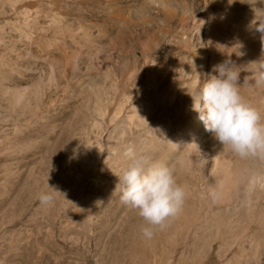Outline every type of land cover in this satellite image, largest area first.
I'll return each mask as SVG.
<instances>
[{"label": "rangeland", "instance_id": "obj_1", "mask_svg": "<svg viewBox=\"0 0 264 264\" xmlns=\"http://www.w3.org/2000/svg\"><path fill=\"white\" fill-rule=\"evenodd\" d=\"M47 12L37 19L44 29L30 46L18 34L0 33V264H142L131 242L144 245L147 225L112 194L129 149L173 167L186 199L192 193L207 199L200 211L207 224L187 240L180 231L193 210L186 199L163 230L154 228L157 259L150 264H206L205 241L207 264H264L263 188L249 195L251 208L238 192L244 176L264 173V162L232 157L224 173L216 172L195 112L197 138L177 146L152 143L132 109L148 100L117 96L113 72L101 100L55 91L64 84L51 78V4ZM192 177L196 190L187 185ZM41 193L53 194V201L41 205Z\"/></svg>", "mask_w": 264, "mask_h": 264}, {"label": "bare ground", "instance_id": "obj_2", "mask_svg": "<svg viewBox=\"0 0 264 264\" xmlns=\"http://www.w3.org/2000/svg\"><path fill=\"white\" fill-rule=\"evenodd\" d=\"M45 1L0 0V33L14 37L18 34L30 46L44 29L37 19L48 14L51 4V78L58 85L64 84L55 91L67 95L88 93L101 100L108 93L109 88L104 87L110 81L108 73L113 72L117 96L125 97L126 102L148 100L132 109L139 110L137 117L149 127L154 144L177 146L197 138V116L191 110V98L185 94L189 84L199 79L197 73L203 82L212 67L227 58L245 65L261 56V34L251 27L254 14L246 4L249 0ZM17 44H11V49ZM184 71L191 73V78ZM101 74L105 75L104 80L96 86L92 82ZM245 75L241 73V95L264 113V90L243 84ZM71 83L77 89H72ZM155 128L158 132H154ZM206 136L216 172H223L232 157L240 160L231 151H222V145L211 133ZM195 181L192 177L187 182L193 190L197 189ZM239 185L240 203L246 202L251 208L253 202L245 193V176ZM199 195L192 193L186 199L193 210L188 211L191 218L180 229L185 240L190 234L199 233L203 220L207 224V216L200 213L203 207L207 208V199ZM150 242L145 239L141 247L138 242H131L138 249L142 264L157 259V248ZM204 245L203 259L207 264L206 241Z\"/></svg>", "mask_w": 264, "mask_h": 264}, {"label": "clouds", "instance_id": "obj_3", "mask_svg": "<svg viewBox=\"0 0 264 264\" xmlns=\"http://www.w3.org/2000/svg\"><path fill=\"white\" fill-rule=\"evenodd\" d=\"M246 4L254 14L251 27L261 34L260 58L245 65H237L227 58L215 64L203 82L197 73L199 79L189 84L185 94L192 100L191 110L197 113L205 131L222 145V151L227 149L241 159L264 162V113L245 100L240 84L241 73H247L243 84L264 90V0H249ZM185 74L191 78V73ZM124 155L128 163L115 175L117 183L112 194L118 193L120 202L142 218L147 225L141 229L142 237L150 240L154 228L163 230L180 213L186 192L178 184L173 167L133 149ZM245 180L246 195L258 187L264 188V173L252 172ZM210 196L215 202L219 193L213 191ZM38 199L41 205H48L54 195L41 193Z\"/></svg>", "mask_w": 264, "mask_h": 264}]
</instances>
